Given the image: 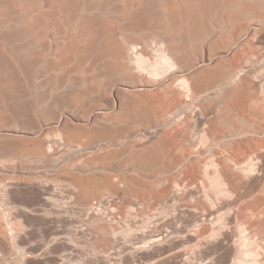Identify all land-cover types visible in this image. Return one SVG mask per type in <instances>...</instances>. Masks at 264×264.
Wrapping results in <instances>:
<instances>
[{
  "label": "bare ground",
  "instance_id": "1",
  "mask_svg": "<svg viewBox=\"0 0 264 264\" xmlns=\"http://www.w3.org/2000/svg\"><path fill=\"white\" fill-rule=\"evenodd\" d=\"M262 254L264 0H0V264Z\"/></svg>",
  "mask_w": 264,
  "mask_h": 264
},
{
  "label": "rangeland",
  "instance_id": "2",
  "mask_svg": "<svg viewBox=\"0 0 264 264\" xmlns=\"http://www.w3.org/2000/svg\"><path fill=\"white\" fill-rule=\"evenodd\" d=\"M260 258L262 259V263L264 264V254L260 255Z\"/></svg>",
  "mask_w": 264,
  "mask_h": 264
}]
</instances>
